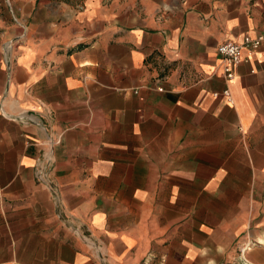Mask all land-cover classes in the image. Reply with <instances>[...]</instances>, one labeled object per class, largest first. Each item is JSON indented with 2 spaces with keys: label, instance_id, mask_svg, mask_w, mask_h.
<instances>
[{
  "label": "crops",
  "instance_id": "crops-1",
  "mask_svg": "<svg viewBox=\"0 0 264 264\" xmlns=\"http://www.w3.org/2000/svg\"><path fill=\"white\" fill-rule=\"evenodd\" d=\"M12 1L0 264H264V0Z\"/></svg>",
  "mask_w": 264,
  "mask_h": 264
},
{
  "label": "built area",
  "instance_id": "built-area-1",
  "mask_svg": "<svg viewBox=\"0 0 264 264\" xmlns=\"http://www.w3.org/2000/svg\"><path fill=\"white\" fill-rule=\"evenodd\" d=\"M264 43V35H258L256 37L245 36L241 42L236 41H225L218 46V53L221 58V65L223 73L225 74L228 80L234 78L235 68L243 62L246 57L245 53L247 52L248 57L252 56ZM224 94L230 100L229 90H225ZM216 96L218 94H215ZM259 243V242H257ZM254 243H247L241 250L242 253H245L249 248H251Z\"/></svg>",
  "mask_w": 264,
  "mask_h": 264
},
{
  "label": "rangeland",
  "instance_id": "rangeland-1",
  "mask_svg": "<svg viewBox=\"0 0 264 264\" xmlns=\"http://www.w3.org/2000/svg\"><path fill=\"white\" fill-rule=\"evenodd\" d=\"M5 5L7 8H11V5L13 7V1L12 0H4ZM3 78H0V82L2 83Z\"/></svg>",
  "mask_w": 264,
  "mask_h": 264
}]
</instances>
